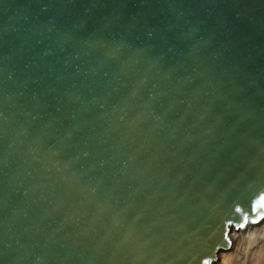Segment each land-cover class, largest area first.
Listing matches in <instances>:
<instances>
[{"label": "water", "instance_id": "95a60500", "mask_svg": "<svg viewBox=\"0 0 264 264\" xmlns=\"http://www.w3.org/2000/svg\"><path fill=\"white\" fill-rule=\"evenodd\" d=\"M263 220L264 0H0V264H213Z\"/></svg>", "mask_w": 264, "mask_h": 264}, {"label": "rangeland", "instance_id": "374dc122", "mask_svg": "<svg viewBox=\"0 0 264 264\" xmlns=\"http://www.w3.org/2000/svg\"><path fill=\"white\" fill-rule=\"evenodd\" d=\"M255 226V225H254ZM243 245H233L230 254L215 264H264V225Z\"/></svg>", "mask_w": 264, "mask_h": 264}, {"label": "bare ground", "instance_id": "6f19581e", "mask_svg": "<svg viewBox=\"0 0 264 264\" xmlns=\"http://www.w3.org/2000/svg\"><path fill=\"white\" fill-rule=\"evenodd\" d=\"M262 224L264 225V220L255 226L247 227L244 231L232 230V232L230 234V238H229L230 242H231L230 249L228 251H223V252L219 253L217 261L215 263L219 262V260L221 258H223L224 255L230 254L229 252L232 251L234 244L235 245H243L250 238H254V236L256 234L255 231H257L259 229V227H261ZM215 263H213V264H215Z\"/></svg>", "mask_w": 264, "mask_h": 264}, {"label": "snow or ice", "instance_id": "6c2138e0", "mask_svg": "<svg viewBox=\"0 0 264 264\" xmlns=\"http://www.w3.org/2000/svg\"><path fill=\"white\" fill-rule=\"evenodd\" d=\"M240 227H243V224H242V225H240Z\"/></svg>", "mask_w": 264, "mask_h": 264}]
</instances>
